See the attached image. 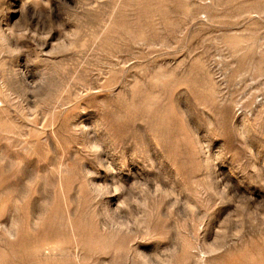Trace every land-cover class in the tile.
Listing matches in <instances>:
<instances>
[{
  "label": "rangeland",
  "instance_id": "374dc122",
  "mask_svg": "<svg viewBox=\"0 0 264 264\" xmlns=\"http://www.w3.org/2000/svg\"><path fill=\"white\" fill-rule=\"evenodd\" d=\"M0 264H264V0H0Z\"/></svg>",
  "mask_w": 264,
  "mask_h": 264
}]
</instances>
